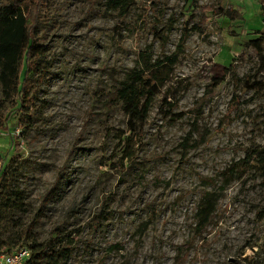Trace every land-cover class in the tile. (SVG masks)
<instances>
[{
    "label": "rangeland",
    "instance_id": "rangeland-1",
    "mask_svg": "<svg viewBox=\"0 0 264 264\" xmlns=\"http://www.w3.org/2000/svg\"><path fill=\"white\" fill-rule=\"evenodd\" d=\"M131 1L125 17L105 0L43 1L36 120L17 149L8 140L19 114L0 93V241L14 250L72 242L65 264H264V171L250 160L228 171L264 148V70L248 45L264 32V0H196L209 8L196 12L201 31L184 43L137 135L111 95L140 51L155 59L176 50L192 8ZM164 95L183 118H164ZM206 191L222 193L195 237Z\"/></svg>",
    "mask_w": 264,
    "mask_h": 264
},
{
    "label": "trees",
    "instance_id": "trees-1",
    "mask_svg": "<svg viewBox=\"0 0 264 264\" xmlns=\"http://www.w3.org/2000/svg\"><path fill=\"white\" fill-rule=\"evenodd\" d=\"M43 1L0 0V93L2 98L9 102L14 111L19 114L17 120L19 132L17 135H11L8 140V145L12 149H17L19 141L32 130L36 120L37 100L31 89L33 82L37 83L41 80L34 57L40 54V46L36 40V26L39 21L38 12L43 8ZM104 6L106 11H117L119 16L125 17L133 6V2L131 0H105ZM190 6L192 13L187 18L186 27L182 30L176 50L171 54H162L155 59L149 48L140 51L134 66L124 74V77L118 83V87L111 95L110 100L114 104L121 105L122 112L127 118V127L130 133L136 135L141 133V128L148 117L151 104L154 98L159 95L160 89L169 80L178 62L179 55L183 51L184 43L192 32L201 31L203 23L198 24L194 21L196 12L202 11L205 14L209 11V8L199 7L196 0H190ZM248 45L258 58L260 69L264 70V52L262 48L264 45V32L258 38L250 40ZM228 69V67L224 68L225 71ZM221 81V77L213 78L210 86L215 89ZM247 81L248 79L245 82L247 83ZM252 88L255 89L256 87L252 86ZM176 107L177 102L168 100L167 95L163 96L160 109L163 110L164 118L170 123L183 118V114L174 112ZM132 136L133 134H130V136L123 138L125 159L131 157L132 146L130 140ZM184 141H187V139ZM183 148L185 149L186 146L183 145ZM249 160L259 165L264 171V148L246 150V157L232 164L228 171L231 175L233 172H238V169L244 168ZM1 189L2 180L0 181V208L3 195ZM220 189H224L223 186ZM221 193L206 191L201 195L193 215L195 237L205 233ZM7 202L16 205L15 200L8 199ZM262 211L264 213V205ZM146 228V224H142L139 228L140 233H143ZM53 238L55 239V236ZM59 241L61 242V240ZM72 246V242L60 243L57 247L49 248L48 246L36 244L30 247L25 246L30 251V256L25 264H65L72 255ZM183 247L181 246L179 249ZM2 249L6 250L2 251ZM13 250V245L0 241V254H7Z\"/></svg>",
    "mask_w": 264,
    "mask_h": 264
},
{
    "label": "built area",
    "instance_id": "built-area-1",
    "mask_svg": "<svg viewBox=\"0 0 264 264\" xmlns=\"http://www.w3.org/2000/svg\"><path fill=\"white\" fill-rule=\"evenodd\" d=\"M30 256L26 247H19L7 254H0V264H25Z\"/></svg>",
    "mask_w": 264,
    "mask_h": 264
}]
</instances>
